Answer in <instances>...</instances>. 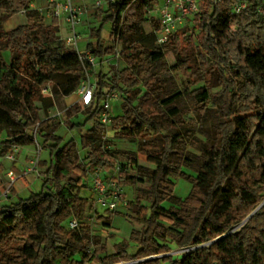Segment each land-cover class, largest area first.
<instances>
[{"label": "trees", "instance_id": "1", "mask_svg": "<svg viewBox=\"0 0 264 264\" xmlns=\"http://www.w3.org/2000/svg\"><path fill=\"white\" fill-rule=\"evenodd\" d=\"M34 1L0 0V134L8 133L6 153L17 142L35 145L42 137L50 164L43 162L48 167L41 192L0 205V264H264V205L248 219L264 203V0H248L239 16L230 14L227 2L199 0V13L164 46L158 44L156 20L145 13L157 0H106V8L95 9L101 26L90 30L94 42L87 49L99 66L112 58L125 66L95 75L97 93L86 113L91 129L84 133L83 125L72 123L79 106L68 109L65 124L81 132L84 158L75 141L63 144L56 134L61 123L42 133L49 122L41 112L52 109L61 94L55 83L67 77L62 94L71 96L86 74L62 40L58 20L47 24L32 8ZM136 1L144 14L127 13ZM22 11L26 23L4 30ZM106 23L112 24L113 45L102 39ZM167 51L175 56L174 66ZM176 71L192 86H203L180 89ZM215 77L221 90L213 93ZM48 83L49 97L42 94ZM110 91L119 94L123 109L113 117L115 137L137 139V152L103 150L107 129L98 119ZM199 119L210 123L214 138ZM123 163L136 173H122L120 188L149 187H138L126 207V217L140 228L110 253L88 220L95 216L110 230L119 212L100 216L80 190L95 169L115 172ZM179 178L192 182L185 199L175 195ZM72 218L78 221L75 230L68 227ZM174 247L184 253L181 258L172 255Z\"/></svg>", "mask_w": 264, "mask_h": 264}, {"label": "rangeland", "instance_id": "2", "mask_svg": "<svg viewBox=\"0 0 264 264\" xmlns=\"http://www.w3.org/2000/svg\"><path fill=\"white\" fill-rule=\"evenodd\" d=\"M97 0H84L83 3H85L92 12L90 18L87 19V22H85V25H81L77 27V32L80 34V38L82 41L79 43V48L81 51H84L87 48V45L89 42H94L93 39L90 37V30L94 27L98 28L101 26V23L95 19L96 15L94 14L95 8L94 5ZM103 1V7H107V1ZM38 0H35L34 3H37ZM34 7V6H33ZM142 13L144 14V7L141 5L140 1H136L131 5V7L128 9L127 13ZM19 15H16L17 18L16 22L13 23H7L4 26V30L10 31L12 29H15L20 24L26 23V17L24 15H21L22 18H19ZM94 15V16H93ZM22 19V21H20ZM63 19H59V26L61 27V31L63 36H66L68 34V28L65 26V24L62 22ZM152 24L148 21L144 24L145 31L147 33H151L153 31V28L151 26ZM111 29L112 24L106 23L102 30V39L105 41L107 45H113L114 40L111 39ZM118 51H121V45L117 46ZM168 63L171 66H174L176 63L175 56L171 51L166 52ZM5 58L7 62H10V55L9 53H5ZM125 66V63L121 58H112L109 61H107L104 65L96 66V70L92 75V79L95 81V75L98 74L100 71H103L104 73H113L116 70H121ZM177 81L179 83L180 89L184 90L186 88H190V90H195L199 87H202L203 85L198 86H192L190 84V81L188 77L184 76L181 71L175 72ZM61 94H59L55 98V105L52 109L49 111H42L41 112V119L44 121H48L49 124H47L43 129L42 133H46V131L50 130L53 127V123L59 122L61 123V128L56 132L57 135L62 137L63 144L73 140L77 144L78 149L80 150V156L81 158H84L87 155L86 151H82L81 146V132L79 129H68L66 127L65 122L67 121V112L68 109L73 106L77 105L79 106V114L72 119V123L83 125L82 130L85 133L89 129H91L93 122L86 124L87 119V107L82 106L77 101L79 100V97L76 93H74L71 96H65L62 94V91L64 89L65 85L70 84V81L67 77H61L59 81L55 83ZM53 84L51 85V87ZM210 86L212 87V92L216 93L221 90V87L218 85L217 78L215 77L214 80L211 81ZM78 103V104H77ZM39 107H41L40 104H38ZM112 115L113 117H119L123 115V109H122V100L119 98L118 101H115L112 103ZM58 114L60 116H58ZM199 123L201 125H204V129L207 131V133L214 138V130L209 122H205L203 119H199ZM107 135H108V141L109 143L114 147L115 151H130V152H137L138 150V143L139 141L137 139H129V138H120L115 137L114 130L111 128L107 129ZM197 138L200 140H204V136L202 134L198 133L196 135ZM9 140L7 131H4L0 134V194L6 191L7 187V172L9 170H13L15 174L17 175L18 179L15 181V184L10 190V197L8 199L0 198V205L6 206L11 205L15 202H17L20 198H27L32 193H39L43 189V179H44V172L47 169V167L50 164V154L49 150L46 149L44 145V139L42 137L39 138L38 144L39 147L35 145L26 144L23 145L21 142H17L13 147H11L7 153L5 150L7 149V145L5 144ZM157 142L160 140L157 139ZM13 148H17L19 153L15 154V161L11 162L6 158V154L12 151ZM188 149L198 153V151L189 144ZM36 159H38V166L36 169L28 172V169L31 167V162H34ZM43 162H46L48 166H45ZM140 165L147 167L149 169H155V167L152 164L146 163L143 160H140ZM184 172L189 177H195L196 172L184 167ZM130 173H136L135 171H131ZM76 177V176H75ZM138 187L148 188L149 184H138L136 187H125L122 189L124 201L128 204L130 202H133L135 199V193L136 189ZM192 190V182L187 178H179L176 181V187H175V195L185 199L189 196ZM80 195L84 198H87L89 203L92 202V200L95 199V193L92 189V181L91 177L89 176L88 181L86 182V187L80 190ZM166 207H169V204H165ZM93 208V206H92ZM96 211L100 216H106L108 214V210L105 207L96 206ZM119 213L116 214L113 217L112 222V228L110 230L106 229L105 226H103V223L95 217V221H89L92 225L93 233L96 236L101 237L102 241L104 243L108 244L109 252L113 253V247L124 241L129 240L131 236V232L133 229H139L140 226L133 224L125 214L128 213V210L126 207L120 208ZM246 221V220H245ZM244 221V224L246 223ZM131 251L135 252V246L131 244ZM184 253L182 251L175 249L172 253V255H175L177 258H181ZM161 258V257H160Z\"/></svg>", "mask_w": 264, "mask_h": 264}, {"label": "built area", "instance_id": "3", "mask_svg": "<svg viewBox=\"0 0 264 264\" xmlns=\"http://www.w3.org/2000/svg\"><path fill=\"white\" fill-rule=\"evenodd\" d=\"M84 1V0H81ZM218 4L227 2L229 4V12L232 16L241 15L248 7V0H215ZM103 7V1L97 0L94 8ZM39 11V13L48 19H63V23L68 28V34L63 36L61 31L62 40L65 45L73 49L79 57L83 71L86 74V79L78 87L76 94L79 97L77 101L82 106L90 109L93 106L94 99L97 93L96 81L92 79L91 69L93 73L96 70L97 60L93 54L86 48L81 51L79 43L82 41L80 34L77 32V27L85 25L87 19L90 18L92 12L90 8L83 2L77 0H46L45 7H32ZM200 6L199 0H157L152 7L149 5L145 7V13L150 19H155L157 22L156 35L158 44L164 46L168 43L169 38L184 28L189 19L199 13ZM259 13L264 16V4L259 9ZM21 15H26V11H22ZM42 94L44 96H52L51 84L48 83L42 87ZM119 94L116 91H110L105 93V96L100 104L102 109L98 122L106 129L111 128L113 124L112 115V103L119 100ZM77 103V104H78ZM58 116H60L58 114ZM37 129L34 131L36 135ZM103 150L107 153H112L114 147L107 143L108 135L103 139ZM35 146L39 147L38 142ZM19 153L17 148H13L11 152L6 154V158L11 162L15 161V154ZM31 167L28 172L36 169L38 166V159L31 162ZM131 166L128 163L119 164L115 172L101 171L95 169L90 175L92 181V189L95 193V199L92 200L93 211H96V206L107 208L110 212L119 211L120 208L127 207V203L124 201L122 188L118 184V180L122 173H129ZM1 175V173H0ZM7 189L0 194V198L8 199L10 197V190L18 179L13 170L7 172ZM98 213V212H97ZM95 216L90 217L89 221L94 222ZM68 227L71 230H75L78 227V221L76 218H72Z\"/></svg>", "mask_w": 264, "mask_h": 264}, {"label": "crops", "instance_id": "4", "mask_svg": "<svg viewBox=\"0 0 264 264\" xmlns=\"http://www.w3.org/2000/svg\"><path fill=\"white\" fill-rule=\"evenodd\" d=\"M78 2H84V1H81V0H77ZM45 5H46V0H38V2L37 3H34L33 4V6L34 7H37V8H40V7H45ZM32 6V7H33ZM25 17V16H24ZM19 18H22L21 17V14L19 15ZM17 18L16 17H13V18H11V19H9V20H7L5 23H4V26H5V24H7V23H13V22H16L17 20H16ZM53 19H48V18H46V23L47 24H49V23H51V21H52ZM20 21H22V19H20ZM24 24V23H23ZM20 25H22V24H20ZM19 25V26H20ZM18 27V26H17ZM13 30V29H12Z\"/></svg>", "mask_w": 264, "mask_h": 264}, {"label": "water", "instance_id": "5", "mask_svg": "<svg viewBox=\"0 0 264 264\" xmlns=\"http://www.w3.org/2000/svg\"><path fill=\"white\" fill-rule=\"evenodd\" d=\"M263 205L264 203L248 219H250ZM248 219L245 222H247ZM155 258H159V257H155Z\"/></svg>", "mask_w": 264, "mask_h": 264}]
</instances>
